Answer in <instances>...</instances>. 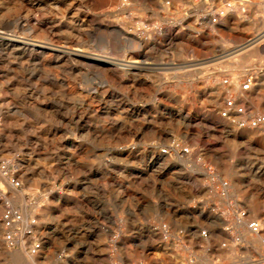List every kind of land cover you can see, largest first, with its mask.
<instances>
[{
	"label": "rangeland",
	"instance_id": "1",
	"mask_svg": "<svg viewBox=\"0 0 264 264\" xmlns=\"http://www.w3.org/2000/svg\"><path fill=\"white\" fill-rule=\"evenodd\" d=\"M0 32L139 62L0 39V162L22 182L0 168V215L42 241L13 249L0 219V264H264V135L219 113L247 73L264 111V0H0ZM174 139L192 152L161 154Z\"/></svg>",
	"mask_w": 264,
	"mask_h": 264
},
{
	"label": "built area",
	"instance_id": "2",
	"mask_svg": "<svg viewBox=\"0 0 264 264\" xmlns=\"http://www.w3.org/2000/svg\"><path fill=\"white\" fill-rule=\"evenodd\" d=\"M230 5L231 2H227L222 8L216 9L214 17L212 18L213 23H218L220 18L225 16L226 7H229ZM254 81V74L249 73L242 80L239 88H234L231 84H229V80L226 79L225 82L230 87V93L226 97L223 107L220 108L219 113L223 118L229 120L240 128L260 130L264 135V111L256 110L253 100L250 99L247 94V92L252 89ZM159 152L166 156H174L177 154H190L192 150L188 145H185L180 140L177 141L174 139L171 143L160 146ZM12 165L13 163L10 159H5L0 162V168L7 172L10 182L17 188H21L22 182L18 177L10 172V167ZM224 184H229L226 182L222 183L223 191H226L227 188ZM241 213H243V216H247L246 211H242ZM0 219L4 225L5 239L10 247L13 249L19 248L22 242L31 238L32 242L28 246V251L32 254L39 252L42 247V241L33 228V226L37 223L36 217L26 220L21 210L8 205L0 215ZM248 226L253 231H259L260 226L256 219H252V221L248 223Z\"/></svg>",
	"mask_w": 264,
	"mask_h": 264
},
{
	"label": "bare ground",
	"instance_id": "3",
	"mask_svg": "<svg viewBox=\"0 0 264 264\" xmlns=\"http://www.w3.org/2000/svg\"><path fill=\"white\" fill-rule=\"evenodd\" d=\"M236 12V9L235 8H230V9H228V13L229 14H232V13H235ZM217 26V25H216ZM30 27V26H29ZM3 33V32H2ZM261 35V34H260ZM10 36V35H9ZM7 37V36H4V35H2L1 34V32H0V39H4V40H6L7 42H9V46H10V44H12V45H15V46H23V47H27V48H33V49H44V50H51V51H54V52H57V53H61V54H63V55H67V56H69V57H72L73 59H75V60H77L78 62H80L81 64H83V65H89V66H92V67H99L100 65L99 64H103V65H109V66H120V67H122V66H124L126 69H128V70H133V69H137L136 67H138V63H137V61H127V62H120V61H117V60H115V59H113V58H110V57H107V56H104V55H101V54H98V53H92V52H84L83 50H81V49H77V48H67V49H63V48H54V47H52V46H50L49 44H45V42L44 43H37V42H34V41H26V40H21V39H18V38H15V37H13V38H11V37ZM168 36V35H167ZM19 37V36H18ZM259 36H257V38H258ZM261 38V37H260ZM137 39V38H136ZM149 39V38H148ZM37 41V40H36ZM141 41V40H140ZM252 41H257L256 39L255 40H252ZM136 43L135 42H133V45H135ZM143 44V43H142ZM66 48V47H65ZM12 50V49H11ZM29 50V49H28ZM27 51V50H26ZM32 51V50H31ZM36 51V50H35ZM32 53V52H31ZM40 53V52H39ZM43 53V52H42ZM245 54V53H244ZM43 55V54H42ZM57 56V55H56ZM64 61H65V59H64ZM62 62H63V60H62ZM141 65V64H140ZM68 66V65H67ZM184 66V65H183ZM66 67V66H65ZM185 67V66H184ZM71 68V67H70ZM80 68V67H79ZM78 68V69H79ZM141 68V67H140ZM143 68H144V66H143ZM142 68V69H143ZM77 69V70H78ZM123 69V68H122ZM246 69V68H245ZM138 70H139V67H138ZM137 70V71H138ZM243 70V69H242ZM75 71V70H74ZM136 71V70H135ZM72 73V72H71ZM237 74V73H236ZM247 74H249V73H247ZM246 74V75H247ZM108 75H109V72H108ZM245 75V76H246ZM103 76V75H102ZM245 76H244V78H245ZM109 77V76H108ZM107 77V78H108ZM254 77H255V75H254ZM257 79V78H256ZM255 79V80H256ZM238 78H236L231 84H233L232 86L234 87V88H239V84H238ZM259 80V79H258ZM257 81V80H256ZM240 82V81H239ZM221 86V85H220ZM257 89H258V91L259 90H261L262 89V87H263V83H262V80H260L259 82H258V84H257ZM229 88V87H228ZM223 92H226V91H224V89H223ZM217 93L219 94V99H221L220 97H221V95L223 94L222 93V90H221V88H219V91H217ZM226 94V93H225ZM218 97V96H217ZM218 99V98H217ZM239 131H240V129H238ZM253 130H255V129H253ZM259 231H253L251 228H249V232L251 233V232H254V233H257V234H259V240L261 241V242H263L264 243V237H263V235H262V225H261V223L259 222ZM249 227V226H248ZM1 230L3 231V234H4V231H5V229L3 228V227H1ZM202 230V229H201ZM197 232H199V229L197 230ZM196 232V233H197ZM212 232V231H211ZM205 234V236L207 237V239L209 238V234H208V232H205L204 233ZM211 234V233H210ZM213 234H214V232H213ZM227 234V235H226ZM226 234H222L223 236H225V237H228V238H230V234L227 232ZM198 235V234H197ZM211 236H212V234H211ZM4 237V236H3ZM203 238V237H202ZM224 238V237H223ZM29 239V238H28ZM198 240V239H197ZM204 240V239H203ZM202 241V240H201ZM200 241V242H201ZM224 241V240H223ZM231 241V240H230ZM206 242V241H205ZM231 242H233V241H231ZM7 243V242H6ZM25 243V242H24ZM213 243V242H212ZM218 243V242H217ZM216 243V244H217ZM28 244V243H27ZM29 244H30V242H29ZM223 244V243H222ZM221 245V244H220ZM22 246V245H21ZM24 247V246H23ZM216 247V246H215ZM212 249H214V248H212ZM36 255V254H35ZM221 255V254H220ZM30 256V255H29ZM33 260V259H32Z\"/></svg>",
	"mask_w": 264,
	"mask_h": 264
},
{
	"label": "crops",
	"instance_id": "4",
	"mask_svg": "<svg viewBox=\"0 0 264 264\" xmlns=\"http://www.w3.org/2000/svg\"><path fill=\"white\" fill-rule=\"evenodd\" d=\"M0 260L3 262L4 261V254L3 252L0 250ZM3 264V263H2ZM12 264V263H10Z\"/></svg>",
	"mask_w": 264,
	"mask_h": 264
}]
</instances>
